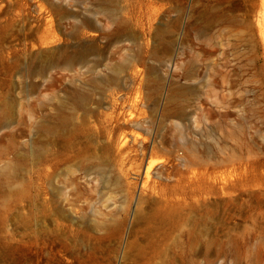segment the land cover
<instances>
[{
    "label": "rangeland",
    "instance_id": "obj_1",
    "mask_svg": "<svg viewBox=\"0 0 264 264\" xmlns=\"http://www.w3.org/2000/svg\"><path fill=\"white\" fill-rule=\"evenodd\" d=\"M189 4L0 0V264H264L250 69L191 98ZM221 26L216 53L248 66Z\"/></svg>",
    "mask_w": 264,
    "mask_h": 264
},
{
    "label": "bare ground",
    "instance_id": "obj_2",
    "mask_svg": "<svg viewBox=\"0 0 264 264\" xmlns=\"http://www.w3.org/2000/svg\"><path fill=\"white\" fill-rule=\"evenodd\" d=\"M222 24L240 26L236 34L239 37L244 35L246 42L249 44L250 51L247 55L249 60L246 61L248 66L234 63L231 64L230 69H227L228 62L230 63L231 60V58H227V55L231 52L221 50L219 54L216 53L215 32L222 27ZM188 28L190 53L187 59L189 66L187 88L191 98L195 100L199 90L205 85H210V80L219 82L222 85L226 83L227 79H230L232 84L238 82L236 78L232 79V74L241 76L244 72H247L245 70L248 68L250 69L247 72L249 76L246 80L251 82V89L248 90H251L253 95L249 99L250 110L255 114L259 113L264 122V0H190ZM232 48H234V45ZM232 57L235 58L236 56L233 55ZM116 68L120 69V67ZM79 100L82 102L84 98ZM193 112L194 110L192 114ZM227 114L228 112L221 113L224 117ZM77 132L79 133V131ZM255 134L258 137L260 132L256 130ZM97 141L96 138L90 137L89 144L79 145L72 153V157L77 159V168L83 170L87 179L91 177L90 174L96 169V164L99 163L95 159H100L98 149L101 146H97ZM103 149L109 150L108 145L104 146ZM150 167L149 164L147 171ZM49 177V182H51L52 172H49ZM53 190L51 187L50 194L52 196L54 195ZM185 233L188 235V230Z\"/></svg>",
    "mask_w": 264,
    "mask_h": 264
}]
</instances>
